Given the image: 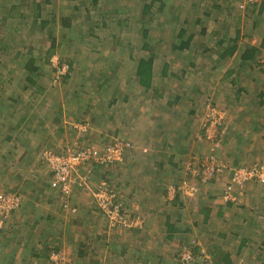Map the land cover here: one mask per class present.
I'll list each match as a JSON object with an SVG mask.
<instances>
[{"label":"rangeland","instance_id":"1","mask_svg":"<svg viewBox=\"0 0 264 264\" xmlns=\"http://www.w3.org/2000/svg\"><path fill=\"white\" fill-rule=\"evenodd\" d=\"M70 1L72 0H52L45 6V15L50 18V15L54 13L58 18L61 15L71 14L80 27L79 32L89 35L91 30L87 31L85 25L84 11L86 9L83 10L84 4L79 1L69 3ZM169 1L171 6L166 5L164 12H160L157 20L153 21L151 34L155 41L149 45V48H152L156 54L157 73L161 74L164 65L168 66L167 74L155 81V88L162 90L163 93L160 98H157V94L152 90L147 93L148 99H146L139 91L134 79L133 67L136 61L149 53L143 48V41L139 36L140 26L138 24L141 22V16L136 0H98L96 11L94 9L90 11L95 14L99 10L97 17L100 25L104 21L107 23V18L103 20L106 13L110 17H117L113 13H108L109 9L125 6V9L119 10L120 14L118 15L120 20L124 21V25H120V39L123 41L115 49L109 47L113 41L110 28L97 30L96 34L99 36V40H91V44L87 42V38L81 42V39L76 37L78 31H72L75 37L70 39L68 35L67 38L63 37L60 29L52 28L49 31L50 36L63 41L61 48H57L58 42H55L52 47L45 32L43 41L37 36L27 37L26 34L31 29H38L35 25L30 24L29 20L20 23L22 27L20 32H10L6 34V38L3 37L4 35L2 36V30H0V38H2L0 39V193L15 192L19 194L22 201L20 207L23 202L29 205H33L34 202L42 208L48 202L49 205L57 207L55 212L58 213H60L59 204L67 205L70 212L72 207H75L77 212H71L72 216H65L69 225L74 224L76 218L80 220L78 225H72L77 233H81V236L89 235L93 229L97 230V228L86 225L94 221V225L98 224L99 227L106 222L107 226H104V229L106 228L110 233L109 236H113L121 234L120 232L123 231L135 233L141 230L143 223L146 224L147 220H150L149 217L152 220H162L163 212H169L170 215L174 214L176 209V214L177 205H172L176 195H182L181 200L206 201L207 196H211L209 194L225 190L234 170L264 162V147L240 150L239 141H236L230 134L234 128H244L247 125L241 123L240 126L235 127L231 120H234L236 115L245 116L248 110L254 109L252 101L246 95L243 93L234 95V86L229 83V74L232 72L236 75V71H231L230 68L223 69L219 64L213 70L205 67L199 69L198 66H201L199 63L204 64V58L194 47L205 39L200 34L197 39L194 38L190 46L191 51H187L183 55L170 48L169 43L172 44L174 30H177L181 24H184L185 28L191 29L189 22L194 20L195 15L197 17L199 15L204 20V0ZM10 2L18 4L20 0ZM193 2L196 4L193 5ZM74 6L80 11L71 10ZM188 10L190 11V20L185 19L188 20L186 25L185 22L182 23V20L187 16ZM179 11L181 19L174 20V15L178 16ZM223 14L225 13L220 14L212 11L211 16L206 20L209 21L206 24L208 31L212 29L211 22L226 18ZM247 23H251V21H247ZM16 24L14 23V26ZM201 24L192 28V31L198 32ZM227 24L230 25L231 21L230 24L227 21ZM224 29L228 31L227 27ZM253 32L256 33L255 30ZM223 33L225 32L222 31ZM3 40L6 44L4 48L1 47ZM28 48H31L29 55L26 53ZM92 50L96 53L95 55L90 53ZM84 53L89 54L88 57H82ZM263 53L264 51H261L252 60L257 78L264 74L258 64ZM29 56L37 59L41 71L37 83L38 88H42L40 90L34 87L36 85L32 87L27 85L22 74V67ZM89 56L97 57L92 66L89 63L91 59ZM217 58L218 55L213 54L210 57V63L212 64V61ZM46 59L48 62L45 61ZM205 64L207 65V63ZM68 65L70 66V77L66 79L63 77L68 73ZM112 66L119 68V77L123 80L116 85L117 87L121 84L118 96V99L121 100L117 105L110 106V108H105V106L103 109L106 112L112 110L113 113H116L115 119L111 123L112 126L121 123L131 128L125 131L120 129L121 132H114V134L111 133V129L108 134L101 136L100 133H90L88 127L84 131L78 129L81 125L87 126L86 119L78 120L72 126L69 125L68 123L73 120L67 119L68 110L77 113V115L81 113L80 110L77 111L78 107L74 103L72 104L73 96L70 95L72 90L70 88L77 87L78 81L83 79L80 78L79 72H82V77L88 72L97 75L102 72L108 75ZM243 72H247V70L243 69ZM224 78L225 80H223ZM245 79L243 76L242 81ZM128 80L134 81V84ZM242 84H246V81ZM106 86L107 84L102 87L101 93L109 99L111 96L106 95L107 91L104 94ZM81 88L83 89L84 86ZM134 89H138V91L136 92ZM96 93L93 88L91 95L94 97L97 95ZM126 93L127 97H123ZM87 94L89 96V93ZM88 99L89 97L84 98L82 102L85 104ZM90 102L95 104V102H99V99L94 98ZM59 107L63 119L55 122L53 117L56 116ZM211 110L213 111L208 117H215L214 120H208L206 117ZM155 117L159 120L158 124H161L159 126L161 136H167L169 144L174 147L173 151L180 153L175 167L170 165L172 160L166 157L171 151L166 149L165 152L153 148V120L156 121ZM214 121H216L215 125ZM180 124H183L185 132L187 131L189 134L187 140H184L186 149L183 150V154L181 149L176 146V143L179 142L178 131H180L177 126H181ZM209 127H214V132L218 135L214 138V140L219 138L218 146L205 138L204 131ZM61 128L62 130H59ZM41 131L46 132L42 133ZM200 132L202 133L200 134ZM44 135H48L50 141L45 140ZM257 135L260 138L264 137V134ZM6 136L16 138L18 143L15 142L13 145L5 141ZM116 143H121L124 147L121 161L106 166H100L91 161L84 165L81 163L73 170L70 169L69 174L75 178L76 183L68 192H62L54 183V170L51 165L56 166V164L50 163V158L43 157V153H47L53 158L66 156L77 153L85 146L95 145L99 146L98 153H100L102 146L106 147ZM178 144L180 145L181 142ZM234 162H237L236 166ZM189 163H191L189 166H195V170L199 173V179L194 180V176L184 170L185 165ZM156 164H161V167L157 168ZM213 166H216L218 171L213 172L210 178L202 182V175L204 177L205 173L208 174ZM102 183H105L107 190L118 197L122 208V222L113 226L110 225L93 198V192L97 191ZM253 183L257 184L258 182L244 183L241 191L234 189L236 191L233 193L234 204H240L246 187ZM175 184L178 185L173 193ZM190 186L199 188L198 194L194 197L186 196L184 193ZM177 191L181 193H176ZM36 193H40V196H36ZM198 195L199 197H197ZM28 200L30 201L28 202ZM88 209L89 213L85 212ZM80 213L85 220L80 217ZM9 217L0 219V224L8 222ZM194 226L197 227V225ZM213 226L212 223L199 227L205 232V229ZM191 237H194L193 234ZM183 241L180 249V242L177 240L173 246L179 249V254L184 246H189L193 252L199 246L197 239L193 240L187 237ZM57 255L59 261L69 262L66 260V255L62 253Z\"/></svg>","mask_w":264,"mask_h":264},{"label":"crops","instance_id":"2","mask_svg":"<svg viewBox=\"0 0 264 264\" xmlns=\"http://www.w3.org/2000/svg\"><path fill=\"white\" fill-rule=\"evenodd\" d=\"M195 4L196 3L193 2V5ZM225 5L226 6H222L223 11L228 12L234 10L232 14L234 16L233 19H231V17L229 18L231 24L229 23L230 25L227 27L228 31L223 30L225 33L221 35L227 34L228 38L222 47H217L216 42H218V40L214 39L210 42L207 34L204 37V41L201 42L203 47H199L196 44L194 48L198 49L197 52L204 58V64L199 63L201 66L198 67L199 69L205 67L213 70L216 65L219 64L223 69L230 68L229 70L236 71V75L232 72L229 74V83L234 86V95H239V93L246 95L252 101L251 103L254 109L250 107L251 110H248L245 116L236 115V118L231 120L235 127L240 126L241 123L247 125L244 128H234L230 131V134L236 141H239L238 147L240 150L244 148H263L264 137L260 138L257 134H264V74L257 78L255 76L257 72H255L253 62H243L241 60V54L245 48L258 49L257 55L261 51H264V48H262L264 44V8L260 13L257 11L252 12V10H248L246 13H240L232 4H228V6L227 4ZM205 13L211 16L212 11L204 12L203 16ZM224 15H226V13ZM186 18L187 17H184V19ZM233 20L235 22L232 23ZM247 21H251V23H247ZM253 21L256 23L254 24ZM257 26L258 28H256ZM254 30L256 33L253 32ZM199 34L200 31L196 32L194 38L197 39ZM194 38L191 40L190 46ZM232 38L238 39L239 51L236 52L229 61L225 63L221 62L218 52L221 51V48H226L227 43H229ZM175 41L176 37L174 35L172 44L176 46L177 42L175 43ZM190 46L184 50L175 52L182 53L181 55H183L185 52L191 51ZM172 51L174 50L172 49ZM213 54H217L218 58L213 60L211 64L210 57ZM205 63H207V65ZM157 67L158 64L155 62L154 57L153 93L160 92V90L155 88V81L159 77L163 78L161 74L157 73ZM133 68L135 75V66ZM243 69L247 70V72H243ZM213 74L216 76L214 71ZM243 76L246 78L244 80L246 84L244 85L242 84V82H244L242 81ZM223 80H225V78ZM162 94L161 92V95ZM81 103H77V111L83 109L80 108V106H82ZM118 103L119 102L114 105ZM76 116L77 113L68 110V116L66 117L67 119L73 120V122L71 121L68 123L69 125L72 126V124L77 123ZM86 118V124L88 130L91 131L90 133L94 132L105 135L112 129L111 133L114 134V132H121L120 129H124L125 131L131 128L121 123H116L112 126L111 123L113 121L108 122L107 117L103 118L102 120L104 121L100 122L101 119L94 118L91 113H87ZM62 119L63 117L61 120ZM155 120L156 121L153 120V148L165 152L166 149L171 151L166 157L171 159L173 164L177 165L178 155L180 153H175V151H173L174 147L169 144L167 136H161L159 127L161 124H158L159 120L157 117H155ZM180 125L181 126H177L180 130L177 136L181 144L179 145L178 142L176 146L181 149L183 154V150L186 149L184 140H187L189 134L187 131L185 132L183 124ZM41 132L45 133L46 131ZM49 138L48 135H44L45 140L50 141ZM95 147L99 148V146L96 145ZM24 158L22 157V159ZM190 164L191 163L186 164L184 170L188 168V173L194 176L193 179H199L198 176L194 175V173L197 172L195 166H189ZM234 164L236 166L237 162H234ZM178 184H175L174 188H176ZM197 190L199 191V188H197ZM198 191L195 195L190 197L196 196ZM223 191L224 189H222L221 192L217 191L216 193H211L209 194L211 196H207L206 201L199 202L185 198V200H181L180 197L182 195L174 194L176 195L175 197H177L178 204L177 201H172V205L175 206V204H177V213L175 214V209L173 212L174 214H171V222H169L173 224L174 227L179 225L180 230H178L176 236L173 235V239L169 241L165 239V231L167 229L165 227V225H167L165 224V216H163L162 220H152V218L149 217L150 220H147L146 224L143 223L141 230L135 233L133 231L132 233L123 231L120 232L121 234L113 236H109L110 233L106 228L104 229V226H107L106 222L105 224L102 223L100 227L96 224L97 227H95L96 225H94V221H92L86 225L88 227L90 225L93 228H97V230L93 229L89 235L83 234L81 236V233H77V230L72 228V225H78L80 220L76 218V222L69 225L68 219L65 216H72L71 212H77L75 207H72L70 212V208H68L67 205L59 204L58 210H60V213H58L55 212L57 211V207H55V205H49L48 202H46L42 208L34 204V202L33 205L23 202L20 208L9 215L8 222L0 224V264H84V262H86V264H179V261H177L178 252L182 245L181 243L184 242L183 240L187 237L199 241V246L196 247L194 252L193 262L190 264H223L224 260L229 262L227 264H264V184L253 183L248 185L240 204H234L232 201H223L221 199ZM234 192L236 191H233V193ZM176 193L181 192L177 191ZM38 194L36 193V196H40V193ZM29 195L33 196V194ZM197 197H199V195ZM29 201L30 200H28V202ZM201 209H207L208 211L206 222L203 220V215L198 214ZM85 212L89 213V209L85 210ZM166 213L169 214V212ZM80 217L85 220L81 213ZM175 218H180V222H176ZM212 223L214 226L205 229V232L199 227L203 224ZM194 225H197V227ZM185 230H187V232ZM192 234L194 237H191ZM175 240L180 242L179 249L173 247ZM47 248L49 251L47 255H45V249ZM43 250H45L43 257H35L42 253ZM30 251L33 253L31 252V254ZM52 252L66 255V260L69 262H53L50 260V254Z\"/></svg>","mask_w":264,"mask_h":264},{"label":"trees","instance_id":"3","mask_svg":"<svg viewBox=\"0 0 264 264\" xmlns=\"http://www.w3.org/2000/svg\"><path fill=\"white\" fill-rule=\"evenodd\" d=\"M10 1H14V0H0V30H2V36L5 37L6 34L8 33H15V32H20L22 27L21 24L22 21L24 20H29L30 24L35 25L36 27H38V29L34 30L31 29L30 32H27L26 36L29 37L31 36H37L39 38L42 39L45 38L44 36V32L47 33L48 38L51 41V45L52 47L55 45V42L57 43V48L60 47L61 48V43L63 41H59L58 39H55L54 37L50 36V30L52 28L54 29H60V31L62 32L61 34L63 35V37H70L73 38L75 37L74 34H72V31H78V35L76 37L81 39V42L87 38V42L89 44H91V40H99V36L96 34V31L99 30L100 28L102 29H106V28H110L112 30L111 33V38H112V42L109 44V47L112 49L118 46V44L120 42H122L123 40L120 39L121 36V30H120V25H124V21L120 20V17H118L119 10L121 8L125 9V6H121V8L119 6H117L114 9H109L108 13H113L115 15H117V17H110L108 16V14L106 13L104 15L103 20H105L107 18V23L101 22L99 25V20L97 17V11L95 14H92L93 9L96 11V7H97V3L98 0H72L69 3L73 2V1H79L82 2L84 4L83 6V10L85 15L84 18L86 19L85 21V25L87 27V31H90L91 33L89 35H85L84 33H80L79 29L80 27L78 26L77 22L74 21V19L72 18L71 14H66V15H61V17H58L56 15H54V13H52L50 15V18H47V16L45 15L46 13V5L50 4L52 2V0H20V2L18 4L15 3H11ZM68 1V0H67ZM137 5H138V9L140 10V18H141V22L140 24H138L140 26V32H139V36H141V39L143 41V48L146 49V51L149 53L143 57H140L136 63H135V81L137 83V86L139 88V91H141V94H143L144 97H146V99H148L147 97V93L153 90V86H152V82H153V66H154V57H155V52L152 51V48H149V45L153 44V42L155 41L154 36L151 34V30L153 28V24H154V20H157V16L158 14L161 12L163 13L164 8L166 7V5H169V7L171 6V2L169 0H136ZM203 5H204V12L207 11H215V12H219V13H226V18L223 20H214L212 23V29L211 30H207L206 28V24L209 22H207L206 20L210 17V15L206 14L203 16L205 17L204 20H202V18L197 17V15H195L194 20H190V11L188 10L187 12V19L190 20V28L188 29L187 27H184V24H181L179 26V28L177 30H174L176 33H174L175 37H176V41L177 42L176 46L174 44H170V48L175 51H180V50H184L186 48H188L190 46L191 40L194 38V34L196 33L195 31H192V28L194 29L197 25L201 24V27L199 29L200 31V36L201 37H205L208 34V40H210V42H212V40H214V38L216 37V39L218 40V42H216L217 47H222V45L226 42V39L228 38L227 34L222 35V31L226 30L224 29L225 27H229L227 23V21L230 23L229 18L231 17V19H233V11H223L222 10V6H226L225 4H232L233 7H236V9H238V12L240 13H246L248 10H252V12H258L260 13L261 10L264 8V1L259 2V3H249V2H245L242 0H204L203 1ZM208 4V6H207ZM157 5V6H156ZM76 10V11H80L76 6H74V8L72 7L71 10ZM137 9V10H138ZM264 10V9H263ZM71 12V11H69ZM67 12V13H69ZM117 13V14H116ZM176 14V13H175ZM180 11L178 13V16L174 15V20H178L180 18ZM224 15V14H223ZM133 19H135L133 17ZM181 19V18H180ZM187 20V21H188ZM184 18L182 20V23L185 22L186 25L188 24ZM235 22L234 20L232 21V23ZM14 23H17L16 26H14ZM253 23L255 24L256 22L253 21ZM205 24V26H203ZM26 25V24H25ZM25 25H23L25 27ZM79 27V28H78ZM75 29V30H74ZM94 31V32H92ZM13 35V34H12ZM68 35V36H67ZM1 36V37H2ZM218 36H221L220 38ZM6 38V37H5ZM2 39V38H0ZM216 40V41H217ZM4 41V40H3ZM94 43V41H93ZM197 46L199 47H203V44H197ZM1 47L4 48L6 47L5 41L1 42ZM262 48H264V44L262 45ZM31 48H28L26 53L29 55ZM95 50V49H93ZM92 50V55H95L96 53H94ZM54 51V49H53ZM238 39H234L232 38L229 43H227L226 48H221V51L218 52L219 55V59L221 62H227L230 59L233 58L234 54L236 52H238ZM80 52V51H79ZM78 52V53H79ZM207 52V51H206ZM53 53V52H52ZM258 53V49L256 48H245L242 51L241 54V60L243 62H248V61H252L255 56ZM81 54V53H80ZM89 54L84 53L82 54V57H88ZM48 58V57H47ZM90 64L91 66L94 64V62L97 60V57H90ZM46 62H48V59L45 60ZM88 61V60H86ZM37 63V59L35 57H27L26 61L24 62V67H22L23 70V76H24V80L26 82L27 85L29 86H34L36 87L37 90H40L42 88H38L37 83H38V78L40 77V68L38 66ZM259 66L260 63L258 62ZM69 66V65H68ZM110 72H108V75L105 73H100V74H94L93 72H88V74L84 75V77H82V72H79V74H81L80 78H83L82 80H79L77 83V87L72 86L70 89L71 93L70 95L73 96V102H72V98H71V102L72 104L74 103V105H77V103H81L82 99L84 100V98H88L89 99L85 102L87 103H81L82 106H80V114H78L77 117V121L81 120V119H87L86 118V114L87 113H91L93 115L94 118L97 119H101L100 122L104 121L102 120L103 118L107 117L108 122L109 121H113L114 119V115L116 113H113L112 110L111 111H105L103 108H110V106H114L115 103L119 102L120 100L118 99V96L120 95L119 89L121 87V84H119V86L116 87L117 83L120 81H123L122 78H120V71L119 68L116 66H112L110 68ZM167 71V65L164 66L161 75L164 76L166 74ZM264 73V72H263ZM70 77V66L68 69V73L65 74V76L63 78H68ZM62 78V80H63ZM133 79V77H132ZM106 80V81H105ZM131 81V80H128ZM93 82L91 85L90 83ZM134 84V81H131ZM107 84V86L105 87L104 90V94L107 91L106 95L107 96H111L109 99L107 97H104L101 93V89L102 87H104ZM81 86H84V88L82 89ZM133 86V85H132ZM97 92L96 96L93 97V95H91V91ZM135 90V89H134ZM160 90V89H159ZM136 92L138 91V89L135 90ZM161 92L162 90H160V92L156 93L157 94V98L161 97ZM73 93V94H72ZM89 93V96H87ZM111 93V94H110ZM87 94V95H86ZM91 95V96H90ZM127 93L123 95L127 97ZM76 96V98H75ZM82 96V97H81ZM103 96V97H102ZM94 98H98L99 102L95 104L91 103L90 101L93 100ZM102 98V99H100ZM108 99V100H107ZM103 103V104H102ZM106 103V104H105ZM141 106V105H140ZM94 111V112H91ZM98 111V112H97ZM97 112V113H96ZM105 112V113H104ZM62 112L60 107L58 108V111L56 113V116L53 117L54 121L57 122L58 120H61L62 118ZM107 122V121H106ZM59 130H62L59 129ZM202 132H200L201 134ZM102 136V134H100ZM106 135V134H105ZM5 141H8L11 144H14L15 142H17L16 138H11L10 136H6L5 137ZM18 143V142H17ZM98 148V147H97ZM172 167H175L176 165L171 163L170 164ZM156 167H161V164H156ZM173 201H177V197L174 196ZM178 204V201H177ZM175 204V205H177ZM165 216V227L167 228L165 231V239L167 241L172 240L174 236H176V233H178L177 231L180 230L179 225L176 227H174L173 224H171V219L172 216L171 214L169 215L166 212H163ZM199 215H203V220L204 222H206V218L208 215V211L207 209H201L198 212ZM163 219V218H162ZM176 222H180V218H175ZM170 221V222H169ZM164 222V221H163ZM187 232V230H185ZM174 235V236H173ZM1 236V235H0ZM1 245V243H0ZM5 246V244H4ZM46 253L45 255H47L49 249H45ZM45 250L42 251V253H40L38 256L36 255L35 257L39 258V257H43V254L45 252ZM32 251H30L31 253ZM33 253V252H32ZM31 253V254H32ZM179 254V252H178ZM179 256H177V261H178ZM229 263L227 260H224L223 264H227Z\"/></svg>","mask_w":264,"mask_h":264},{"label":"built area","instance_id":"4","mask_svg":"<svg viewBox=\"0 0 264 264\" xmlns=\"http://www.w3.org/2000/svg\"><path fill=\"white\" fill-rule=\"evenodd\" d=\"M242 1L249 3H259L264 0ZM258 62L260 63V68L264 71V53L262 54V57L259 59ZM212 111L213 110H211L206 117H208ZM207 119L214 120L215 117H208ZM206 123L208 122L206 121ZM215 123L216 121H214V125ZM78 129L80 131H84L87 129V126L81 125ZM204 135L207 140H211L212 142H214L215 146H218L217 142L219 141V138L214 140V138L218 136L214 132V127H209V129L205 130ZM123 150V145L121 143H116L114 145L111 144L106 147L102 146L100 153H98L99 149L95 146H85L79 149L77 153H73L70 155L53 158L49 154L47 155V153H43V157L50 158V163L56 164V166H54L53 164L51 165L54 170V183L62 192H68V190L73 186V184L75 185L76 183L75 178H72V175L69 174L70 169L73 170L79 164L82 163L84 165L86 164V162L89 163L91 161L96 164H99L100 166H106L109 164L120 162ZM186 171H188V168H186ZM217 171L218 170L216 166L211 167V171L208 174L205 173L204 177L202 175V182L206 181V179L212 176L213 172ZM194 175L199 177L198 172L194 173ZM251 181L264 183V162L261 164H255L246 168H237L236 170H234L230 179V183L225 188L222 194V199L226 202L235 201L233 195L234 189L241 191V189L243 188V184ZM175 189L176 188L172 190L173 193L175 192ZM197 191V188L190 186L188 190H185L184 193L186 194V196H193L197 193ZM93 198L100 211L105 215V217H107V220L108 222H110V225L113 226L122 222V208L118 197L110 190H107L105 183L100 184L98 190L93 192ZM20 204L21 196L19 194L15 192L0 193V219H6L12 212H14L20 207ZM133 224L136 225L135 223ZM193 259L194 252L191 250V248L189 246L182 247L178 258L179 264H190L193 262ZM50 260L55 263H59L61 261L58 260V255L53 252L50 254Z\"/></svg>","mask_w":264,"mask_h":264}]
</instances>
